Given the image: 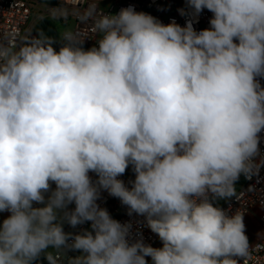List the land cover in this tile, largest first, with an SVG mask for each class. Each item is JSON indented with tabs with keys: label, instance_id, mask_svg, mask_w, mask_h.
Instances as JSON below:
<instances>
[{
	"label": "clouds",
	"instance_id": "obj_1",
	"mask_svg": "<svg viewBox=\"0 0 264 264\" xmlns=\"http://www.w3.org/2000/svg\"><path fill=\"white\" fill-rule=\"evenodd\" d=\"M61 2L51 15L91 19L96 45L73 32L59 42L0 36V212L10 213L0 264H60L67 251L80 253L68 264L248 257L243 212L212 201L235 196L240 176L264 164V0H186L194 17L212 13L200 31L131 6L97 15ZM102 190L144 217L162 247L130 239L131 222L97 203Z\"/></svg>",
	"mask_w": 264,
	"mask_h": 264
},
{
	"label": "built area",
	"instance_id": "obj_2",
	"mask_svg": "<svg viewBox=\"0 0 264 264\" xmlns=\"http://www.w3.org/2000/svg\"><path fill=\"white\" fill-rule=\"evenodd\" d=\"M33 0H0V36L12 34L15 43L19 37L26 36L27 33L35 26L36 19L34 17L36 8ZM90 6H94L95 14H117L122 8L133 7L137 12H144L155 17L163 24H168L175 21L177 24L184 26L187 21L192 20L195 30L200 31L210 27L209 21L212 18V13L205 9L198 17L191 15V10L188 8L186 0H82L80 12L82 13ZM65 7L61 0H55L52 8ZM183 9L186 15H181L180 10ZM65 22L73 21L72 31L76 34H86L85 49L96 45V39L99 35L94 30L92 20L81 21L76 14H73L71 9L67 16H61ZM264 86V79L260 80ZM260 155L256 157V162L259 163L264 158V132L260 133ZM93 180L96 179L94 173H90ZM244 185L236 193L235 196L226 198L220 207L228 215L235 214L240 210L244 214V219L257 213V220L264 229V164L261 165L258 174L246 178L241 175ZM126 184L133 180L125 173L119 177ZM130 186V185H129ZM55 188V184H52ZM213 202V201H212ZM97 203L106 208L112 218L121 223L131 222V237L135 240L143 239L144 243L151 246L156 245L160 241L159 237L153 233L146 225L144 217L133 214L128 215L127 207L122 205L118 198L112 197L107 191H101L100 199ZM214 204V203H213ZM214 206H216L214 204ZM74 207L73 205L69 206ZM90 230V222L79 225L67 232L79 233L82 230ZM250 249L248 257L239 258L238 264H264V230L258 240L248 238ZM80 255L76 251H67L66 256H61L60 264H68V257ZM45 264H48L45 263Z\"/></svg>",
	"mask_w": 264,
	"mask_h": 264
},
{
	"label": "crops",
	"instance_id": "obj_3",
	"mask_svg": "<svg viewBox=\"0 0 264 264\" xmlns=\"http://www.w3.org/2000/svg\"><path fill=\"white\" fill-rule=\"evenodd\" d=\"M47 1H51V0H47ZM52 1H54L55 2V0H52ZM51 1V2H52ZM54 5V4H53ZM43 18H49V19H51L52 21H53V23H54V25L56 26V28H57V30H58V33H59V36H60V39H61V37H62V34H64L65 32H67V31H69V30H64V31H59V29H58V27H57V24L58 23H62L65 27H68L69 28V26L71 25V24H73L74 25V23H73V21H69V22H65L62 18H61V16L60 15H58V16H56L55 18L51 15V13H49V14H47V16H45V17H42V18H38V17H36V23H35V26L27 33V35L28 36H33V35H36V34H38V33H40V32H38L37 30H36V25H37V23L41 20V19H43ZM68 28H66V29H68ZM73 28V27H72ZM240 179V178H239ZM224 203V202H223ZM34 206H42V205H35L34 204ZM10 215V213L9 212H7V211H5V212H0V223H2V221L5 219V218H7L8 216ZM257 213H255V214H253V215H251V216H249V217H247V218H245L244 219V224H245V234H246V236L248 237V238H250L251 240H253V241H255V240H258L259 239V237H260V235L262 234V232H263V227L261 226V224L259 223V221L257 220ZM258 223L259 225H260V227L262 228L261 229V232H258L257 233V235H256V237H253L252 235H249V233H251V232H249V229H250V227H253V225L252 224H254L255 225V223ZM72 227L70 226V225H68L67 223H65L64 224V230H65V232H67V230H70V231H72ZM253 232V231H252ZM254 232H255V230H254ZM160 241H158V243H159ZM157 244V243H156ZM155 246V245H154ZM153 246V247H154ZM48 261L46 260V258L43 256V255H41L40 257H39V259L37 260V261H35L34 262V264H45V263H47Z\"/></svg>",
	"mask_w": 264,
	"mask_h": 264
},
{
	"label": "rangeland",
	"instance_id": "obj_4",
	"mask_svg": "<svg viewBox=\"0 0 264 264\" xmlns=\"http://www.w3.org/2000/svg\"><path fill=\"white\" fill-rule=\"evenodd\" d=\"M52 1V0H51ZM47 1V0H33V3L35 4L34 7L36 8L35 10V19L36 17L38 18H42V17H45L47 16V14L51 13L50 12V9L51 7L53 6L54 4V1ZM57 27L59 29V31H64V30H69V31H72V27H73V24H71L68 27H65L62 23H58L57 24ZM68 28V29H66ZM244 185V182L243 180L240 178L237 182H236V193L242 188V186ZM225 201V199H214L213 200V203L216 205V206H221L223 204V202ZM253 227H250L249 229V235H252L253 237H256L257 233L258 232H261V227L260 225L256 222L255 225L252 224ZM255 230V232H254ZM253 231V232H252ZM154 247H162V242L160 241L159 243H157ZM148 260V264H151V258L148 257L146 258Z\"/></svg>",
	"mask_w": 264,
	"mask_h": 264
},
{
	"label": "trees",
	"instance_id": "obj_5",
	"mask_svg": "<svg viewBox=\"0 0 264 264\" xmlns=\"http://www.w3.org/2000/svg\"><path fill=\"white\" fill-rule=\"evenodd\" d=\"M36 30L40 33H44L50 38L56 39L58 42L61 40L56 26L49 18L41 19L36 25ZM125 174L130 176L133 180L135 179V173L133 172L131 165H129V167L126 169Z\"/></svg>",
	"mask_w": 264,
	"mask_h": 264
}]
</instances>
